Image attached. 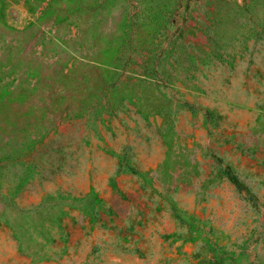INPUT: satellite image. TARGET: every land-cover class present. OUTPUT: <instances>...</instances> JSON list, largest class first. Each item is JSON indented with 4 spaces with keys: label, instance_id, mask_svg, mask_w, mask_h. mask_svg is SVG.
Returning <instances> with one entry per match:
<instances>
[{
    "label": "rangeland",
    "instance_id": "374dc122",
    "mask_svg": "<svg viewBox=\"0 0 264 264\" xmlns=\"http://www.w3.org/2000/svg\"><path fill=\"white\" fill-rule=\"evenodd\" d=\"M0 264H264V0H0Z\"/></svg>",
    "mask_w": 264,
    "mask_h": 264
},
{
    "label": "trees",
    "instance_id": "16d2710c",
    "mask_svg": "<svg viewBox=\"0 0 264 264\" xmlns=\"http://www.w3.org/2000/svg\"><path fill=\"white\" fill-rule=\"evenodd\" d=\"M225 173L230 180V182L240 191L246 193L251 199L254 198V194L251 188L241 180L236 174L235 170L232 167H227Z\"/></svg>",
    "mask_w": 264,
    "mask_h": 264
}]
</instances>
